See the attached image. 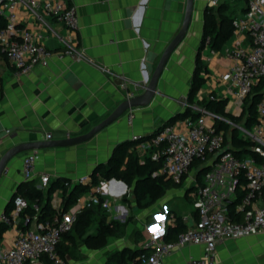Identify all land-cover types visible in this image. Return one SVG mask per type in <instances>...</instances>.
Masks as SVG:
<instances>
[{
  "label": "crops",
  "instance_id": "crops-1",
  "mask_svg": "<svg viewBox=\"0 0 264 264\" xmlns=\"http://www.w3.org/2000/svg\"><path fill=\"white\" fill-rule=\"evenodd\" d=\"M67 1L75 7L77 29H67L63 22L51 16H46L44 21L36 20L20 6L15 8L21 26L40 36L54 54L48 64L36 66L28 74L17 75L0 52V135L3 134L0 156L15 143L47 140V133L52 134L51 139H60L87 132L127 98V91L120 86L122 82L128 83V90L134 94L142 93L152 74H146L145 63L151 58V65L155 68L166 46L180 30L186 8V0ZM208 1L194 0L188 32L172 53L159 79V92L148 105L131 108L135 115L132 121L128 118L129 109L88 141L37 149V173L49 174L50 180L57 184L51 201L55 209L64 208L65 194L80 184L81 176H91L98 165L109 161L118 143L133 139L134 135L141 136V140L147 138L171 117L185 111L188 104L202 106L205 97L215 95L227 99V112L240 114L241 104L228 94L227 83L221 77L230 65L225 49L234 44L232 35L216 51L210 48L208 41L203 42ZM221 3L229 5L232 18L246 8L245 0H222ZM56 34L73 40L85 58L78 61L60 57L58 52L63 45ZM199 58L204 66L199 72L204 82L191 98ZM185 117L175 118L168 124L184 128L182 121ZM208 122L212 124L214 121L208 118ZM233 130L231 126L226 134L227 144L231 147ZM131 149L142 157L153 156L155 151L154 148L143 149L140 140ZM28 151L14 158L0 179V220L4 219L7 206L18 188L27 180L22 173V161ZM111 179H100L105 182L104 197L110 204L105 209L111 216H115L118 210L121 217H128L132 212L133 219L140 218L137 225L141 236L129 245L137 252L142 251L143 244L148 241H164L167 224L174 221L175 215H193L191 205V209L179 210L184 206L185 196L192 202L188 194L191 188L189 179L183 180L187 190L182 202L169 194L175 189L171 188L154 202L153 208H141L133 187L127 185L125 189L122 180L115 182ZM84 186L86 188L79 196L91 190L89 185ZM125 190L121 196L117 194V191ZM262 202L264 194L257 201ZM14 234L15 227L11 225L1 237L0 252L11 245ZM203 248L200 244L181 246L165 257L162 264H188L189 256H201ZM217 264H264V232L219 244Z\"/></svg>",
  "mask_w": 264,
  "mask_h": 264
},
{
  "label": "built area",
  "instance_id": "built-area-1",
  "mask_svg": "<svg viewBox=\"0 0 264 264\" xmlns=\"http://www.w3.org/2000/svg\"><path fill=\"white\" fill-rule=\"evenodd\" d=\"M222 0H209L208 7L216 8ZM243 13L233 18L232 37L234 44L225 49L230 60L229 67L222 74L227 83L228 94L237 102L244 104L253 88L261 84L260 99L256 105L257 122L248 128L244 124H235L230 119L218 115L203 106L188 104L199 116H186L184 128L174 124H166L150 134L147 138L134 135L140 140L143 149L155 148L153 158L161 160L159 168L153 176H162L175 182L183 181L193 168L195 160L202 161L210 167L199 179L195 173L191 179L188 192L197 216L184 215L187 228L171 241H148L143 248L150 247L146 253L142 250L134 260V264H162L165 257L172 255L177 248L189 245H203L201 256H189L188 264H217V247L228 239H236L264 232V202L257 203L264 194V0H245ZM20 6L36 20L44 21L46 16L55 17L64 23L67 29H77L78 17L75 7L67 0H0V16L5 24L0 28V52L13 67L15 74L30 73L36 66L46 65L54 52L27 27L21 26L15 10ZM63 48L58 52L60 57H71L75 60L85 58L79 46L70 38L56 34ZM120 86L127 91V98L134 94L128 90L129 85L122 82ZM211 99L218 98L215 95ZM130 109L128 118H134ZM208 118L213 119L209 124ZM217 119L236 126L244 138L254 142L253 155L238 156L227 144L223 130H217ZM52 138L51 133L46 134ZM37 149L29 150L23 157L22 173L27 180H36L39 189H46L50 184L47 173H37ZM241 184L244 192L235 205L240 213L239 220L228 216V205L237 197V184ZM111 180L119 182L112 178ZM79 183L89 185L91 190L78 196L68 209L56 208L54 215L45 220L34 219L22 228L18 224L20 213L28 202L22 196L15 198V206L11 212V220L15 234L10 246L0 252V264H71L67 254L60 251V244L66 233L70 232L79 215L88 207L101 204L109 208V200L105 199V182L92 183L89 175L79 178ZM68 182H65L67 185ZM118 192L121 196L126 193ZM36 210L39 206L35 205ZM192 220V221H191ZM29 223V219L24 225Z\"/></svg>",
  "mask_w": 264,
  "mask_h": 264
},
{
  "label": "trees",
  "instance_id": "trees-1",
  "mask_svg": "<svg viewBox=\"0 0 264 264\" xmlns=\"http://www.w3.org/2000/svg\"><path fill=\"white\" fill-rule=\"evenodd\" d=\"M4 24L5 19L0 16V28L4 26ZM233 28L232 11L227 3H220L216 8H206L203 42L208 41L212 50L216 51L222 48L225 42L231 37ZM203 67L204 66L200 64L199 58L196 66L197 70L193 76L190 91L191 98L204 82V77L199 73ZM261 86L262 85L259 84L253 88L251 94L246 98L243 104L246 108H243L239 115L226 111L225 106L227 99L225 98H206L202 101V106L218 115L230 119L235 124L243 123L246 127L251 128L257 122L256 105L260 99ZM199 114L200 113L194 111L191 106H187L185 111L177 113L175 116L171 117L168 122L175 118L189 115L195 118L199 116ZM168 122L166 123L168 124ZM166 123L164 125H166ZM214 125L217 130L224 131L225 137L230 127L232 126L234 128L232 132V149L238 156L253 155L255 153L253 150L254 142L249 138H244L236 126L222 119H217ZM137 141L138 140L130 139L118 143L109 161L98 165L97 170L92 173L91 178L94 184L100 182V179L108 180L116 178L124 181L128 186L133 187L138 205L141 208H146L153 204L168 189L181 187L183 181L175 182L162 176H153L152 173L160 167L161 160L154 159L151 155L144 157L138 155L137 152L131 149L137 144ZM154 150L156 149L154 148ZM194 166H198L196 174L199 179L210 167L208 164H204L199 160L194 161L193 167ZM99 175H101V178H99ZM242 183H245V179L241 177L237 184V197L234 202L228 205V216L233 220H239L241 218L240 213L235 211V205L240 201L244 192V189L241 187ZM56 185V181H51L46 189H39L34 179L24 181L14 194L12 201L9 202L4 217L11 220L10 211L13 210L15 206V198L17 196H22L28 202L27 207L20 213L18 221V224L22 228L28 227L36 217L38 220L51 218L56 211L51 202ZM85 188L83 184H76L69 194H65L66 203L63 206L64 209H68ZM35 205L39 206L38 210H36ZM103 210H105V208H103L101 204H95L86 208L79 215L74 228L65 234L59 246L63 254H67L70 258L77 257L75 254L77 238L83 240L89 248H99L105 244L107 237L113 234V224H105L106 215L108 214L104 213ZM193 215L195 217L197 216L194 209ZM27 219H29V223L24 225ZM95 219H99L97 231L88 233V229L93 225ZM113 221L114 223H119L117 220ZM10 226L11 223L8 220H0V240L3 233ZM187 226L188 224L183 221L182 215H175L174 221L167 224L165 240L171 241L176 239L178 234L184 231ZM150 251V247H147L145 250L146 253ZM138 253L139 252L134 248L126 246L124 249L113 253L111 258L116 260L118 264H134V260L138 256Z\"/></svg>",
  "mask_w": 264,
  "mask_h": 264
},
{
  "label": "water",
  "instance_id": "water-1",
  "mask_svg": "<svg viewBox=\"0 0 264 264\" xmlns=\"http://www.w3.org/2000/svg\"><path fill=\"white\" fill-rule=\"evenodd\" d=\"M193 8L194 0H186V8L182 26L178 33L171 40V42L166 46L155 68H153L151 65L153 59L148 58V62L145 63V65L147 66L145 72L146 74L148 72H152V74L149 78V81L144 85V91L142 93L135 94L131 97L124 99L107 117H105L99 123L95 124L90 130L85 133L60 139L24 141L9 146L0 156V179L6 171L7 165L14 158H17L21 153L31 149H44L50 147L68 146L88 141L97 133H99L102 129H104L105 127L116 121L118 118H120L129 109L148 105L152 101L154 96L159 92V79L163 74L172 53L183 41L188 32L192 20ZM1 137H3V134L0 135V138ZM121 183L126 189L127 184L123 181H121ZM141 250H146V248H142Z\"/></svg>",
  "mask_w": 264,
  "mask_h": 264
},
{
  "label": "rangeland",
  "instance_id": "rangeland-1",
  "mask_svg": "<svg viewBox=\"0 0 264 264\" xmlns=\"http://www.w3.org/2000/svg\"><path fill=\"white\" fill-rule=\"evenodd\" d=\"M207 97H205L206 99ZM244 105H240V109L242 110ZM198 166H194L190 172L185 176L184 179H189V181L194 177L197 172ZM181 187L173 189L169 194L173 195V197L180 202L183 198V195H186V184L184 183ZM186 200H183L184 206H180L179 210L183 212L185 207L191 209L189 205L192 206V202L188 196H185ZM182 202V201H181ZM150 207H154V203L150 205ZM151 208V209H152ZM115 216L110 215V211L107 209L103 210L106 215L105 224H113V234L109 235L106 239V242L103 246L99 248H89L87 245L81 240L77 238L76 246H75V254L76 258H70L71 264H118L116 260L111 258V255L115 252H118L124 249L126 246H129L133 239H139L141 236V229L138 227V221L140 218H135V215H132V212L128 217H121L118 210L115 213V210L112 209ZM113 220H117L119 223H114ZM99 223V219H95L93 225L88 229V233L96 232L97 226ZM149 223V222H148ZM133 225V226H131ZM147 225V224H146ZM130 247V246H129Z\"/></svg>",
  "mask_w": 264,
  "mask_h": 264
}]
</instances>
